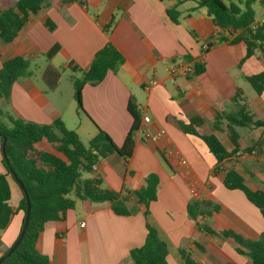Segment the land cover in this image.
Segmentation results:
<instances>
[{
  "label": "crops",
  "instance_id": "obj_1",
  "mask_svg": "<svg viewBox=\"0 0 264 264\" xmlns=\"http://www.w3.org/2000/svg\"><path fill=\"white\" fill-rule=\"evenodd\" d=\"M16 1L0 0V8H11ZM237 1L222 0L226 6ZM259 1L252 4L254 23L264 24ZM174 6L179 12L176 24L166 14ZM47 21L52 30L46 27ZM217 29L206 9L197 8L191 0H47L13 42L0 41V67L18 56L30 61V76L12 85L8 99H0V120L11 116L37 125L59 120L84 145L100 129L120 147L132 125L126 108L131 101L145 130L165 133L157 144L133 137L129 158L113 156L97 163L93 173L101 187L126 197L130 214L115 215L108 202L75 200L62 220L47 223L38 236L36 249L47 264H130L129 251L145 241L146 221L167 243L168 264H185L182 251L198 264H205L211 253L212 264H251L235 251L232 240H220L201 229L232 231L250 241L264 232L259 210L241 191L227 190L222 183L224 173L233 170L249 189L264 192V128L234 127L222 116L239 111L232 97L241 91L253 121L264 123V91L257 95L245 80L264 72V53L256 50L242 62L246 50L242 41L216 44L205 52ZM107 44L122 55L124 63L102 82L83 87L80 111L73 88L67 83L64 89L62 71L79 77L77 70L87 69ZM183 61L200 64L202 73L170 77L171 63ZM152 80L157 85L150 86ZM143 116L150 121L143 123ZM216 117L220 118L217 131L212 125ZM178 123L191 126L198 135L216 136L235 154L217 170L205 144L184 133ZM40 148L54 153L46 143ZM178 158L186 165L181 166ZM1 159L0 150L3 174ZM149 174L158 177V185L146 220L132 193L144 186ZM92 177L82 175V179ZM10 187V205L15 207L20 194L14 185ZM194 201L199 206L195 220L187 213V205ZM214 206L218 212L212 211ZM213 212L223 219L212 222ZM207 220L212 224L205 225ZM20 226L21 215L16 214L0 231V256L14 243Z\"/></svg>",
  "mask_w": 264,
  "mask_h": 264
},
{
  "label": "trees",
  "instance_id": "obj_2",
  "mask_svg": "<svg viewBox=\"0 0 264 264\" xmlns=\"http://www.w3.org/2000/svg\"><path fill=\"white\" fill-rule=\"evenodd\" d=\"M46 1L17 0L11 8H0V41L4 44L13 42L28 23L29 17L37 14ZM191 1L196 4L197 8L206 9L219 30L217 35L212 37L205 52L216 44H237L242 41L246 47L242 62L250 58L256 50L264 53V24L255 30L250 29V25L255 22V12L252 9L255 0H238L237 3L227 6L222 0ZM259 4L264 7V0H260ZM166 14L172 23L178 22L179 12L176 6L167 9ZM45 25L49 30L53 29L49 21ZM51 53L53 51L48 55ZM123 63L122 55L111 44H107L96 52L87 69L77 70L80 76L71 77L70 82L74 91V100L80 111H82L81 91L83 87L85 85L94 86L102 82L108 72H116ZM29 69L30 61L23 56L11 58L2 63L0 99H8L12 85L17 80L30 76ZM202 71V66L195 63L194 75ZM245 80L257 95L264 91V72L247 76ZM232 101L238 106L239 111L233 115H222L231 126L253 125L264 128V123L253 121L254 116L241 91L234 94ZM126 108L132 117V125L120 147H117L111 138L100 129L96 136L84 145L78 135L68 130L59 120L52 125H37L11 116H7L9 125L3 124L0 120V135L7 140L5 154L10 167L24 185L31 205L24 237L14 253L2 264H47V259L36 249L38 236L47 223L62 220L65 213L74 208L75 200L94 203L108 202L115 215L128 216L130 214L126 206L127 198L122 197L120 193L102 188L100 180L92 170V166L101 160L113 156L122 158L131 156L134 145L133 132L138 129L140 120L136 106L131 101L128 102ZM219 119L216 117L212 122L216 131L219 128ZM178 127L184 133L198 137L205 144L216 161L217 170L236 152V150L227 151L214 135H198L191 126H183L180 123ZM41 143L50 145L54 153L40 148ZM1 164L5 173H0V231H4L9 226L12 217L16 214L21 215V230L26 210L25 196L12 178L3 158ZM83 174H91L93 177L82 179ZM222 183L227 190L241 191L246 200L259 210L264 220L263 191L249 189L242 176L233 170L224 173ZM11 184L18 189L20 194L15 207L10 205ZM157 185L158 177L155 174H149L145 178L144 186L132 193L136 205L143 209L146 220L149 216V205L157 198ZM198 207L197 201L187 205L188 216L193 220L196 219ZM218 210V207H212V211L218 212ZM145 228L146 236L143 245L129 251L130 264H168L167 243L160 238L156 229L147 221ZM201 229L205 234L220 240H232L236 245L235 251L247 257L251 264H264V232L258 240L250 241L232 231H218L209 226H203ZM195 245L205 251L203 247ZM9 248H6L2 255ZM181 256L185 264H198L185 251L181 252Z\"/></svg>",
  "mask_w": 264,
  "mask_h": 264
},
{
  "label": "built area",
  "instance_id": "obj_3",
  "mask_svg": "<svg viewBox=\"0 0 264 264\" xmlns=\"http://www.w3.org/2000/svg\"><path fill=\"white\" fill-rule=\"evenodd\" d=\"M261 24L253 23L250 25V29L255 30ZM219 30L214 33V36L217 35ZM206 49V48H205ZM168 74L170 77H189L194 74V65L192 63H188L186 61L180 63H171ZM157 85L156 80H152L150 86ZM145 88H149V85H145ZM143 123H148L150 121L148 116H143ZM164 131L160 130L155 133L149 132L143 128V125L140 123L137 130L133 132V137L138 139L139 141L146 144H157L160 139L164 136ZM250 154H255V151H250ZM178 163L181 166H185L186 162L182 158L177 159ZM97 169V164L92 166V170L95 171Z\"/></svg>",
  "mask_w": 264,
  "mask_h": 264
},
{
  "label": "water",
  "instance_id": "obj_4",
  "mask_svg": "<svg viewBox=\"0 0 264 264\" xmlns=\"http://www.w3.org/2000/svg\"><path fill=\"white\" fill-rule=\"evenodd\" d=\"M0 139H1L0 150H1L2 158L5 161L6 167L9 170V172H10L12 178L14 179L15 183L18 185V187L22 191L23 195L25 196V201H26V210H25V215H24L21 230H20L16 240L14 241V243L8 249V251L5 254L0 256V264H2L7 258H9L14 253V251L17 249V247L19 246V244L21 243V241L24 237V234H25L27 227H28V221L30 218L31 205H30V200L28 198L27 192L24 188V185L22 184L20 179L17 177V175L15 174L13 169L10 167V163L8 161L6 154H5V146H6L7 140L4 136H1V135H0Z\"/></svg>",
  "mask_w": 264,
  "mask_h": 264
},
{
  "label": "rangeland",
  "instance_id": "obj_5",
  "mask_svg": "<svg viewBox=\"0 0 264 264\" xmlns=\"http://www.w3.org/2000/svg\"><path fill=\"white\" fill-rule=\"evenodd\" d=\"M72 76H75V75H73V74H71V72L70 71H62V78H63V80H62V84L64 85V89L66 90V84L68 83L69 84V86L70 87H72V85H71V82H70V78L72 77ZM67 84V85H68ZM4 116V115H3ZM1 121H2V123L3 124H5V125H8V122L7 121H5L3 118H1ZM70 197V196H69ZM11 203H14V201L12 202L11 201ZM211 219H213L212 220V222L215 220V221H218V220H221V219H223V217H222V214L220 215V214H217V213H212L211 214ZM209 218V217H208ZM204 224L205 225H207V224H212L211 223V221H209V220H207V223H205V221H204ZM211 255H213V253H211V254H209V256L205 259V264H212V256Z\"/></svg>",
  "mask_w": 264,
  "mask_h": 264
}]
</instances>
